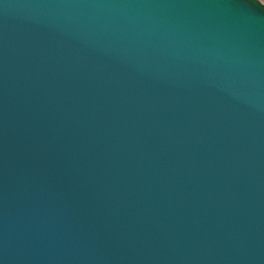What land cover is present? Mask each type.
<instances>
[{"label": "water", "instance_id": "95a60500", "mask_svg": "<svg viewBox=\"0 0 264 264\" xmlns=\"http://www.w3.org/2000/svg\"><path fill=\"white\" fill-rule=\"evenodd\" d=\"M0 264H264V2L0 0Z\"/></svg>", "mask_w": 264, "mask_h": 264}, {"label": "crops", "instance_id": "0c3cea01", "mask_svg": "<svg viewBox=\"0 0 264 264\" xmlns=\"http://www.w3.org/2000/svg\"><path fill=\"white\" fill-rule=\"evenodd\" d=\"M264 2V0H262Z\"/></svg>", "mask_w": 264, "mask_h": 264}]
</instances>
